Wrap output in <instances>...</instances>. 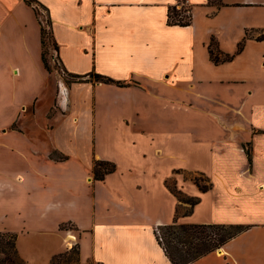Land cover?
I'll list each match as a JSON object with an SVG mask.
<instances>
[{"label":"crops","instance_id":"crops-1","mask_svg":"<svg viewBox=\"0 0 264 264\" xmlns=\"http://www.w3.org/2000/svg\"><path fill=\"white\" fill-rule=\"evenodd\" d=\"M37 1L46 8L63 70L75 75L95 72L127 84L65 80L58 75L55 97L48 104L41 97L49 73L41 59V27L34 10L24 0H0V54L5 46L13 50L18 56H13L11 66L16 73L26 68L29 56H35L45 77L38 97L25 100L19 96L14 106L4 101L0 118L19 120L20 111L27 106L32 117L45 102L46 136H51L49 145L38 143L31 119L25 122L27 126L21 122L6 126L16 135L19 155L14 175L0 181V231L17 234L20 257L28 264H49L72 244L68 240L72 234L79 245L80 264H171L153 230L176 220L247 227L189 264H264V106L261 121L244 110L236 118L230 113L217 115L223 130L206 141L221 152V174L198 171L207 175L211 187L201 192L189 180L198 190L189 194L200 200L190 214L175 219L179 206L175 199L170 221L154 209L126 200L121 193L96 191L115 171L102 181H93V160L102 158L98 153L93 157L85 153L80 137L94 131L103 90L128 94L130 88L138 91L144 83L165 84L192 76L201 64L218 68L231 62L210 60L207 47L211 37L220 50L230 53L248 32L246 46L235 61L252 43L261 45L264 58V39H256L264 35V0H220L221 5L212 0H188L192 19L184 27L167 24V10L175 0ZM245 82L242 76L227 75L221 84L232 87L236 97L247 93ZM251 86L249 94L258 96L261 103L262 87H254L255 82ZM244 148L251 152V165ZM182 205L186 209L187 204Z\"/></svg>","mask_w":264,"mask_h":264},{"label":"rangeland","instance_id":"rangeland-1","mask_svg":"<svg viewBox=\"0 0 264 264\" xmlns=\"http://www.w3.org/2000/svg\"><path fill=\"white\" fill-rule=\"evenodd\" d=\"M182 7L187 8L189 5ZM34 14L40 27H43L46 40V45L41 46V54L49 74L41 97L46 98L49 104L51 97H55L53 92L59 83L58 75L65 80L74 79L64 73L57 61L49 38L46 10L38 7ZM247 38L248 35L244 37L241 51L246 46ZM260 46L252 43L238 61L235 58L241 51L234 55L232 61L229 60L231 62L226 61L229 62L227 65L212 68L201 64L200 69L194 71L192 76L177 77L169 83H144L138 91L130 88L128 94L122 95L115 89L103 90V99L99 100L95 110L94 131L80 136L84 140L85 153L92 157L98 153L102 160L116 165L114 174L97 185L96 191L102 195L121 193L126 200L133 201L141 208L154 209L158 215L170 221L176 201L165 185L172 186L175 182L176 187L187 194L196 193L198 190L190 182L194 177L202 185L211 183L207 175L198 171L210 176L221 174V152L209 146L206 141L212 135L215 136L217 131L223 130V124L217 115L225 116L230 113L232 118H236L244 110L262 120L264 98L260 103L258 96L249 94L253 88L250 84L255 82L254 87L261 86L264 97V58L260 55ZM4 49L5 52L0 54V105L4 101H11L10 104L14 106V100L19 96L25 100L38 97L43 87L40 82L45 77L34 59L35 56H29L26 68L22 67L16 73V68L13 70L11 67L15 60L14 52L8 46ZM236 50L237 48L229 54H234ZM15 57L18 58L17 55ZM227 75L242 76L246 81L245 86L249 87L246 88L247 93H240L236 97L232 95V87L221 84ZM111 96L118 99L113 100ZM46 104L41 103L32 117L31 108L27 106L20 111L19 120L11 118L5 121L0 118V181H8L14 175L19 155L15 147L16 135L7 125L14 127L21 122L27 126L25 122L31 119L36 134L38 133L34 136L37 142L43 145L51 142V136H46L45 129L47 120L43 107ZM51 114L50 111L49 116ZM54 121H57L56 124L60 123L58 118H54ZM4 128L8 129L5 134L1 133ZM223 154L227 155L229 152L224 151ZM7 189L10 190L8 186ZM177 208L178 213L185 210L182 204ZM69 227L74 229L72 225ZM72 246H67L66 253L57 259L59 263L78 264L74 252L70 251Z\"/></svg>","mask_w":264,"mask_h":264},{"label":"trees","instance_id":"trees-1","mask_svg":"<svg viewBox=\"0 0 264 264\" xmlns=\"http://www.w3.org/2000/svg\"><path fill=\"white\" fill-rule=\"evenodd\" d=\"M27 5L32 6L33 10L36 8H44L37 0H24ZM217 5H221L220 0H212ZM48 18V17H47ZM192 14L190 6L187 8L177 5H171L167 10V24L177 26H188L191 23ZM48 24L50 26V19L48 18ZM248 35V32H246ZM54 49H57L55 41H53L51 31L50 37ZM264 35L257 37V40H262ZM244 38L238 43L237 50L234 54L225 53L220 50L215 38L211 37L208 43V54L210 60L215 63H222L231 60L235 54L239 53L243 47ZM46 45L44 36V30L41 26V46ZM41 59L44 67L48 70L44 61L43 55ZM63 70V69H62ZM64 73L78 81H100L103 83L115 84L117 86H124L127 82L117 81L110 77L90 72L86 75L70 74L63 70ZM247 160L251 165V152L248 148H244ZM116 165L107 160L94 159L91 168V175L93 181H102L104 178L115 171ZM202 180V179H201ZM192 182L198 187L201 192L207 191L211 187V183L208 185H202L197 177L192 179ZM167 190L175 197L178 204H187L188 209H185L182 213H178V208L175 210V219L181 215L190 214L192 208L199 202V197L190 196L184 193L182 190L176 187V183L172 186L165 185ZM247 229L246 226L240 224H197V223H177L174 220L172 223L158 225L154 228L153 233L157 240V243L163 250L165 256L168 258L171 264H189L194 262L199 257L212 252L221 246H223L229 239L238 235L243 230ZM17 234L10 231H0V264H28L19 255L16 246ZM71 252H74L75 261L80 264L79 257V245L73 244L70 248ZM61 252L54 256L49 264H61L57 259L65 254ZM92 264V263H89Z\"/></svg>","mask_w":264,"mask_h":264},{"label":"built area","instance_id":"built-area-1","mask_svg":"<svg viewBox=\"0 0 264 264\" xmlns=\"http://www.w3.org/2000/svg\"><path fill=\"white\" fill-rule=\"evenodd\" d=\"M175 5H177L178 8L185 6V4L188 5V0H175L174 1ZM72 244L70 246H72L73 244H75L74 240H72Z\"/></svg>","mask_w":264,"mask_h":264},{"label":"bare ground","instance_id":"bare-ground-1","mask_svg":"<svg viewBox=\"0 0 264 264\" xmlns=\"http://www.w3.org/2000/svg\"><path fill=\"white\" fill-rule=\"evenodd\" d=\"M74 239V236L72 234H69L68 235V240H73Z\"/></svg>","mask_w":264,"mask_h":264}]
</instances>
